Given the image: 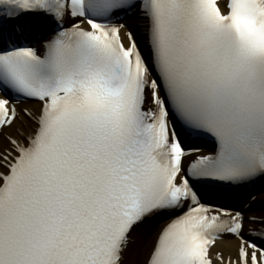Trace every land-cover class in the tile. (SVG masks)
<instances>
[{"label":"snow or ice","instance_id":"1","mask_svg":"<svg viewBox=\"0 0 264 264\" xmlns=\"http://www.w3.org/2000/svg\"><path fill=\"white\" fill-rule=\"evenodd\" d=\"M261 180L264 0H0V264H264Z\"/></svg>","mask_w":264,"mask_h":264},{"label":"bare ground","instance_id":"2","mask_svg":"<svg viewBox=\"0 0 264 264\" xmlns=\"http://www.w3.org/2000/svg\"><path fill=\"white\" fill-rule=\"evenodd\" d=\"M139 22L134 18V17H130L126 19L125 24L126 25H131V26H136ZM41 42L35 44L36 47H40L41 46ZM27 107L29 108H36L37 105L35 103H31L29 102L27 104ZM204 154H208L205 151H201ZM256 197V201L255 203L252 205V212L249 214H253V215H260L262 212H264V210H259V206L261 205V203L264 201V186H262L261 188H259V191L254 195ZM242 207V205L240 206ZM238 207V208H240ZM216 249H223L225 251V253H227L229 250H233L235 249V242L234 241H230V240H221L218 241L216 244Z\"/></svg>","mask_w":264,"mask_h":264}]
</instances>
